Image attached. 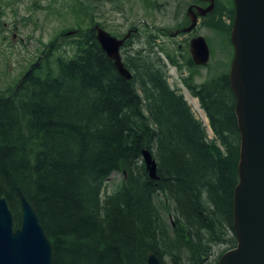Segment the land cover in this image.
<instances>
[{"label": "trees", "instance_id": "obj_1", "mask_svg": "<svg viewBox=\"0 0 264 264\" xmlns=\"http://www.w3.org/2000/svg\"><path fill=\"white\" fill-rule=\"evenodd\" d=\"M76 36L73 56L48 53L0 93V194L12 210L19 192L33 204L52 264H147L150 253L160 264H217L213 247L236 243L239 132L227 76L192 91L221 148L161 65L124 61V79L90 27ZM112 173L121 180L108 194Z\"/></svg>", "mask_w": 264, "mask_h": 264}, {"label": "rangeland", "instance_id": "obj_2", "mask_svg": "<svg viewBox=\"0 0 264 264\" xmlns=\"http://www.w3.org/2000/svg\"><path fill=\"white\" fill-rule=\"evenodd\" d=\"M221 1V11L220 6H215L214 15L201 17L193 32L172 36L176 28L187 24L185 13L192 0H0V93L7 94L27 68L48 53L53 57L73 56L78 30L99 24L113 33L119 26L121 30L117 31L125 33L138 27V35L132 37L122 58L129 65L135 57L161 65L169 86L183 96L193 114L203 122L208 138L222 148L198 98L191 93L202 82L223 74L232 60L233 51L221 27L225 22H230L231 27L234 14L231 16L228 11L230 0ZM197 34L205 37L211 51L207 65L187 68L180 63L177 67L173 59L180 62L181 57H186L189 39ZM120 180V174H110L104 192H113ZM13 211L18 218L20 206ZM230 247V242L215 245L208 261L219 259ZM163 260L169 262L168 256Z\"/></svg>", "mask_w": 264, "mask_h": 264}, {"label": "water", "instance_id": "obj_3", "mask_svg": "<svg viewBox=\"0 0 264 264\" xmlns=\"http://www.w3.org/2000/svg\"><path fill=\"white\" fill-rule=\"evenodd\" d=\"M198 7V15L214 8V0ZM230 32L233 56L228 79L234 94V114L239 132L237 183L232 197L233 247L219 256L217 264H264V0H233ZM192 22L183 31H189ZM96 39L114 68L124 78L132 74L119 54L123 39L96 27ZM193 61L204 65L209 48L202 35L190 41ZM142 160L151 179L156 180V162L148 149ZM20 223L14 227V213L7 197L0 194V264H52V246L31 202L19 192ZM147 264H160L156 254Z\"/></svg>", "mask_w": 264, "mask_h": 264}, {"label": "flooded vegetation", "instance_id": "obj_4", "mask_svg": "<svg viewBox=\"0 0 264 264\" xmlns=\"http://www.w3.org/2000/svg\"><path fill=\"white\" fill-rule=\"evenodd\" d=\"M207 4H208V2H205V1L192 0V2L188 4L187 9H186V13H185V15H186L187 18H188V22H187V24L181 26L180 28H176V29H175V32L172 34V36H177V35L181 34V32H184L183 34L193 32V30H195V28L197 27V23H198V21H199V19H200L201 17H206V16H210V15H212L213 12H214V9H215V5H214V8L212 9V11L207 12V13L204 14V15H198V10H197V8H198V7H202V8H204V7L207 6ZM193 15H196V17H195V23H194L193 27H192L189 31H183L184 28H186L187 26H189V25L191 24V22H192V16H193ZM213 15H214V14H213ZM214 18H215V17H213V20H214V22L217 24L218 21L216 20V18H215V19H214ZM219 19H220V18H219ZM229 24H230V22H225V26H222V27H221V33L223 34V36H224V38H225V41H226V42H229V45L231 46V49H232V51L234 52L233 45L231 44V41H230L231 27H230ZM219 25H223V24H222V23H219ZM96 27H100V28L104 29L106 32H108L110 35L116 37L117 39H123V43H122V45H121L120 48H119V54H120L121 59H122V61H123V63H124L125 59L122 58V57H123V53H125V52L127 51V47H128L129 44L132 42V37L138 35V33H139V31L137 30L138 27L129 28L125 33H122L121 31H117V30H121L120 27L117 26V28H119V29H114V33H113L112 30L109 31L108 29L103 28V27L100 26L99 24H93V26H91L90 29H91L92 36H93L94 40L96 39ZM114 27H115V26H114ZM229 28H230V31H229ZM224 30H225V31H224ZM198 35H200V34H197V35H195V36H193V37H196V36H198ZM193 37H191V38L189 39L188 50H187V52L185 51V53H186L185 56H186V57H184V56L181 57L182 60H181L180 62H177V60H174V59H173L172 63L175 64L177 67L179 66L180 63H182L183 66H185V67H187V68H190V67H192V68H201L202 66L205 67V66L207 65L208 62H207L206 64H204V65H198V64H196V63L193 61V58H192L191 53H190V41H191V39H192ZM203 37H204V36H203ZM204 38H205V37H204ZM205 40H206V39H205ZM96 41H97V39H96ZM206 42H207V41H206ZM207 45H208V42H207ZM99 46H100V45H99ZM208 48H209V45H208ZM210 56H211V51H210V48H209V59H208V61L210 60ZM232 56H233V55H232ZM231 59H232V57H231ZM124 64H125V63H124ZM230 65H231V60H230V63H229V67H228V69L226 70L227 72L225 71L223 74H221V75H226V76H227V80H228V72H229V69H230ZM221 75H219V76H221ZM219 76H218V77H219ZM184 81H185V80H184ZM205 81H206V80H205ZM202 84H210V82H207V83H206V82H202ZM228 86H229V88H230L229 80H228ZM190 92H191V91H190ZM191 93H192V92H191ZM232 93H233V92H232Z\"/></svg>", "mask_w": 264, "mask_h": 264}]
</instances>
